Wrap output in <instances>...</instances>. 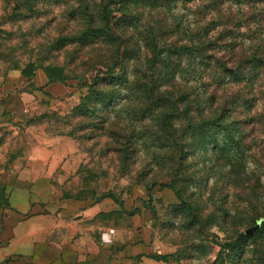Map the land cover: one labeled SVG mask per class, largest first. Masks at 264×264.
<instances>
[{
	"label": "rangeland",
	"instance_id": "1",
	"mask_svg": "<svg viewBox=\"0 0 264 264\" xmlns=\"http://www.w3.org/2000/svg\"><path fill=\"white\" fill-rule=\"evenodd\" d=\"M196 5L178 8L176 15L192 24L194 13L200 20L206 15L199 25L214 22L216 37L219 33L214 55L228 63L235 60L229 42L236 39L246 50L253 24L241 28L244 19L228 7L217 14ZM76 8L75 0H0V86L12 79L13 92L24 103L14 109L11 101L4 102L0 208L7 206V182H19L9 177L31 168L26 157L41 152L47 211L62 222L55 236L67 250L77 243V264H110L115 246L128 249L134 244L142 245L145 253L167 256L158 264H202L197 249L202 247L209 250L203 264H213L223 251L220 246L232 244L241 233L248 239L234 251H223V264H259L264 242L255 245L252 237L264 223V130L243 128L249 151L240 166L204 156L210 145L199 147L191 138L184 150L189 156H182L185 162L179 165L173 147L159 149L165 144L164 126L153 122L145 109L147 97L152 102L156 97L176 100L191 87L183 82L188 58L165 56L152 68L140 60L141 52L137 61L133 55L128 63L117 62L106 44L92 40L83 46V21L70 17ZM113 16L120 18L118 13ZM167 41L182 45L173 38ZM160 82L165 86L155 93ZM139 85L154 93L141 95L135 89ZM95 89L103 100L87 103ZM83 105L85 117L79 112ZM185 107L180 105L181 113ZM171 125L181 134L186 122ZM173 185L184 195L187 209L176 200ZM177 255L185 259L178 263Z\"/></svg>",
	"mask_w": 264,
	"mask_h": 264
},
{
	"label": "trees",
	"instance_id": "2",
	"mask_svg": "<svg viewBox=\"0 0 264 264\" xmlns=\"http://www.w3.org/2000/svg\"><path fill=\"white\" fill-rule=\"evenodd\" d=\"M75 2L77 8L70 12V17L78 16L83 21V30L79 33V40H84L83 46L97 41L102 45L106 44L110 48L111 57L122 64L131 61L133 55L137 61V53L143 52L144 57L140 60L152 68L161 63L165 56L188 58L186 79H183V82L191 87H187L176 100L172 97L163 101L156 97L152 102L151 98L147 97L149 99L148 109H145L147 115L153 117V122L157 125L164 126L161 132L165 136L163 138L165 144L159 146L160 150L173 147L178 156L177 162L182 165L185 161L181 157L189 156L188 151L184 150L190 147L187 139L191 138L199 147L210 145V150L208 149L204 156H212L218 163L234 161L239 166L244 164L249 146L245 143L248 135L244 133L243 128H250L249 131H252L259 127L264 130V0H75ZM196 2V6L200 8L202 5L207 13L210 11L221 14L222 9L226 7L228 10L233 9L239 20L244 19V23H240L241 28L246 22L253 24L254 29L247 39L246 50L239 48L236 39L229 42L230 53L237 57L235 60L228 63L214 55L219 33L216 37L212 26L214 22L205 26L199 25L206 15L200 20V14L194 13L191 20L196 21L193 24L176 15L178 8L186 10L189 6H195ZM198 3L201 5L198 6ZM29 12H32V6L29 7ZM114 13H118L120 18L113 16ZM159 16H162V19L155 21L154 18ZM229 22L227 21V24ZM223 32L225 33V30ZM172 38L175 39L174 43L180 42L182 45L172 46L171 43H167V39ZM68 42L71 41H63ZM138 74V79L141 80L140 73ZM142 79L144 81L145 77ZM164 86L160 82L155 93ZM135 89L142 91L141 95L145 96L154 93L148 91V86L139 85ZM92 93L95 96L92 99L87 97L85 99L87 103L103 100L100 91L95 89ZM184 104L187 107L181 113L179 108ZM85 109L84 105L79 108V112H83L80 114L81 117L88 115ZM196 114L197 117H194ZM167 120H170V123L166 127ZM181 120L186 122V126L180 134L179 131H174L171 124ZM167 141L171 144H166ZM171 187L179 205L187 209L180 189L175 185ZM248 237L247 234L241 233L232 244L220 246L221 250L234 251ZM252 240L255 245L259 241L264 242V223L260 225ZM201 248L197 247L199 252H202L200 260L203 264V257L209 250ZM223 251L217 254L213 264H223ZM183 259L185 257L177 255L175 261L181 263ZM157 260L166 262L167 256H158ZM259 264H264V255L259 259Z\"/></svg>",
	"mask_w": 264,
	"mask_h": 264
},
{
	"label": "crops",
	"instance_id": "3",
	"mask_svg": "<svg viewBox=\"0 0 264 264\" xmlns=\"http://www.w3.org/2000/svg\"><path fill=\"white\" fill-rule=\"evenodd\" d=\"M7 99L14 109L24 107L22 98L13 92L12 79L0 86V122ZM34 153L26 157L31 168L26 167L27 170L12 173L9 177L19 182L5 185L7 206L0 208V264L7 260L13 261L10 264H77V243L70 245L67 253V246L57 238L60 236H55L60 234L62 222L59 215L47 211L45 155ZM113 249L115 255L110 264H124L126 261L138 264L143 260L158 264L157 257L163 256L145 253L140 244L128 249L117 245Z\"/></svg>",
	"mask_w": 264,
	"mask_h": 264
},
{
	"label": "built area",
	"instance_id": "4",
	"mask_svg": "<svg viewBox=\"0 0 264 264\" xmlns=\"http://www.w3.org/2000/svg\"><path fill=\"white\" fill-rule=\"evenodd\" d=\"M110 233H112V231H110Z\"/></svg>",
	"mask_w": 264,
	"mask_h": 264
}]
</instances>
